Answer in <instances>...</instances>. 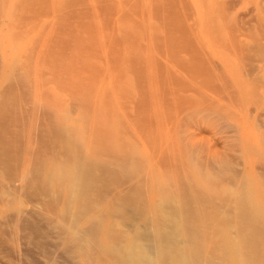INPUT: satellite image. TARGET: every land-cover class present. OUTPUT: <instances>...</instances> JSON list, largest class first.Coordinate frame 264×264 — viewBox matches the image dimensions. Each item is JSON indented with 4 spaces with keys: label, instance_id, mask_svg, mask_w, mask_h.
Here are the masks:
<instances>
[{
    "label": "rangeland",
    "instance_id": "1",
    "mask_svg": "<svg viewBox=\"0 0 264 264\" xmlns=\"http://www.w3.org/2000/svg\"><path fill=\"white\" fill-rule=\"evenodd\" d=\"M64 145L98 165L85 217L46 180ZM229 161L264 215V0H0V264H88L71 255L78 228L100 223L105 248L133 202L148 210L170 193L190 205L200 175Z\"/></svg>",
    "mask_w": 264,
    "mask_h": 264
},
{
    "label": "bare ground",
    "instance_id": "2",
    "mask_svg": "<svg viewBox=\"0 0 264 264\" xmlns=\"http://www.w3.org/2000/svg\"><path fill=\"white\" fill-rule=\"evenodd\" d=\"M84 100H85V98H84ZM85 102H87V101L85 100ZM85 112H86V110H85ZM85 114H87V113H85ZM91 116H93V115H91ZM88 118L83 117V120L86 121V119H88ZM24 119H25V117H24ZM76 121H79V120H76ZM81 121H82V118H81ZM88 122H90V124H91V122H94V121L90 120ZM90 124H87V125H90ZM102 124H103V122H102ZM107 124L109 125V123H107ZM70 125H72V124H70ZM78 126L79 125H77V127ZM70 127H72V126H70ZM75 127L76 126L73 127V132H74ZM101 128H103V127H101ZM69 129H71V128H69ZM75 129H77V128H75ZM77 130H79L78 135L76 133L75 134L70 133L72 135H70V134L69 135L74 140L78 139V141L81 142L80 141V140H82L81 137L84 134L77 139L74 137V135L79 136L84 131H82L80 134V129H77ZM85 130H87V129H85ZM111 136L112 135H110V137ZM84 137L87 138V136H84ZM65 138H67V137H65ZM69 139H70V137H69ZM100 142H101V140H100ZM81 143H83V141ZM81 143H79V144H81ZM65 145H67V144H65ZM71 145H76V144L71 143ZM82 145L79 146L78 148L75 147L77 149V151H76V149H74V147H72V149H74V150H72L71 148H69V147L66 148V146H65L64 149L60 152L61 155H63L64 157L67 156L68 161H70V159L72 158L71 161L73 160L74 162L70 161V163H71L70 164L66 160L65 162H67V163H65V162H63L64 160L62 161L57 157V159H59L58 160L59 162L54 161V163H56V164L53 165L52 167H50V169H49L50 172H47V173H50V174H48L49 178H47V179L45 178L46 180L49 179V181L53 180L52 182H54L56 185L61 187V189H58L59 187L57 186L58 190L52 192V196L54 197V199L56 197L57 200L58 199L60 200L59 204L62 201L61 198L63 197L64 189H66V192H67V201L66 202L71 207V209L73 208V206H76V210H75L76 214H74L75 217L77 216V214H79V215L83 214L84 215L85 213L90 212V210H91L90 207H92L91 203H93V201L95 200V198L93 199V201L91 200L90 194H91L92 190L94 189V186H97V184L95 185V182L100 181V179L98 178V175L95 172V169L93 166L95 163H93V161H91L93 163V165H92L90 162L86 161L87 159L83 160V159L76 158L77 155H75V158L73 159L74 155L71 152H73V151L78 152L79 151L81 153L82 152L81 149L84 150V148L86 147L85 146L83 148ZM91 145L93 146V143ZM95 145H96L95 147H97V144H95ZM241 145H243V143ZM98 146H100V145H98ZM95 147L93 146V149ZM242 147H244V146H242ZM97 149L99 150V148H97ZM80 156H81V154H80ZM75 159H76V161H75ZM84 159H85V157H84ZM90 159H92V157H90ZM239 160H241V159H239ZM239 162L241 163V161H239ZM197 164H198V166L202 165V164H200V161H198ZM233 164H234L233 161L226 162V163H224V165L222 163L221 166H213L209 169L208 172H203L200 175L199 184H200V189H202V190H200L198 188L199 186L197 187V185L194 184L196 186L195 187L196 189L193 186L194 189L192 188V192H193V190H195V191L193 193H190L191 191H188V194L190 193V195H188L189 199L192 196H194L193 197L194 200L191 199L192 202L190 203V205L192 206V203L195 202L196 205L193 207L197 206L196 210H193V209H195L193 207H192V209H190L191 207L188 204L190 202V200L188 202L187 198L186 199L179 198L177 196L178 194L172 195L170 193H163L160 196V198L158 199V202L156 201V204L154 206H152L151 208H149L148 210L145 209L146 207L148 208V205H146V204H144L146 207H143L144 205L142 203L140 204V205H143L142 207L140 205L139 206L135 205L138 203L137 201H135V204H134V202H133V204L130 202V204H132V205H129L130 199H128V201H127L126 196L124 197L122 194L121 197L122 198L124 197L126 202L124 201V203H123V201H121L122 205H119V207L123 206L125 203H126V205H129L131 208H132V206H135L131 210L132 213H130V212L124 213L123 211H122L123 213L120 212L121 208L124 209L125 206L120 207V209H119L120 210L119 213L120 214L122 213L124 215L123 217L125 219L130 218L131 221L133 220L131 225H130L131 222L129 223V222L125 221V219L121 220L122 223H123V221H124V223L125 222L128 223V225H130L129 228L126 230L122 229L119 225L117 226L116 223L113 226H111L112 224L109 225V228L105 230L103 235L110 245L108 244L107 247L103 248L101 246V242L99 239V237L101 235V226L99 225L100 223H96V225H93L95 223L92 222V220H93L92 219L91 222H92L93 226L91 225L90 228H88L86 226L87 231H85V228L83 229V227L78 228V230L81 229L80 231L76 230L77 231L75 233L76 238L80 239V242L82 243V245H81V247L76 249L74 254H71V255H74V257L75 256L77 257L76 253L81 251L82 253L80 252V254H83L84 256H86L87 263L89 261L88 264H262L261 260H263V259H261L262 257L260 258V256L262 254L259 256V254L262 253V251H261L262 248L261 249L259 248V247H261V245H259V243H258L259 241L261 242L260 234L262 232L256 226L258 224L262 225L264 223V215L261 212V208H259L258 206H256L253 203V199L251 197V193H250V189H249L248 179H246V177H244L243 174L241 176V173H239L240 174V176H239V174H237L239 171H237V168H235V164L234 165ZM95 165L98 166L97 164H95ZM101 167H102V165H101ZM104 168H106V166L103 167L102 170H104ZM142 168H144V167H141V169ZM243 169H244V167H243ZM98 171L99 170H97V172ZM104 171H106V170H104ZM103 172L101 171V173H103ZM231 172L234 175L229 176L232 174ZM147 174L148 173H146V175ZM178 174H180V173L178 172ZM170 175H171V173H170ZM33 176L35 177V175H33ZM106 178H108V177H106ZM183 178H184V176H183ZM49 181H46V182H48L47 183L48 185L50 184ZM155 181H157V180H155ZM105 182H107V181H105ZM179 182H181V181H179ZM100 183H102V181ZM108 183H109V181H108ZM98 184H99V182H98ZM173 184H175V183H173ZM112 185H113V183H112ZM147 185H149V184H147ZM177 186H179L178 187V190H179L181 185L179 184ZM106 188H108V187H106ZM51 189H53V188H50V190ZM97 189H98V191L102 190L101 188L99 189L98 187L95 190L97 191ZM165 189H168V188L165 187ZM197 189H199V190H197ZM95 190H93V191H95ZM174 191H176V190H174ZM40 192H41V190H40ZM46 192H47V190H46ZM61 192H63V193H61ZM146 192L147 191H145V193ZM156 192H157V189H156ZM162 192H163V188H162ZM109 193L111 194V192H109ZM60 194L62 195V197L60 196ZM117 194H119V193H117ZM191 194H193V195H191ZM94 195H96V194H94ZM145 195H147V194H145ZM117 196L118 195H116V197ZM97 197H99V196L97 195ZM146 197H148V195ZM181 197H183V196L181 195ZM119 198L120 197H118V199ZM56 199H55V201H57ZM141 199H142V197H141ZM65 200H66V198H65ZM104 200H106V199H104V198L99 199V201H102L105 203ZM45 201H43V202H45ZM112 202H114V201H112ZM145 202H146V200H145ZM51 203H52V201H51ZM57 203H58V201H57ZM99 204H100V202H99ZM114 205H112V206L114 207ZM115 208L113 210H115ZM41 209H44V208H41ZM102 209H100V210L102 211ZM51 210H49V211H51ZM116 210H118V209H116ZM57 211H58V209H57ZM47 212H48V210H47ZM55 212L56 211H53V214ZM58 213H59V211H58ZM69 213H70V211L68 212V215H69ZM71 213H72V210H71ZM64 214H66V213L64 212L62 215L63 217H62L59 213V215L62 218H64V221L61 223L58 221L59 223H56V224L57 225L60 224L61 227L65 229V227L67 228V226L69 225V222L66 221L68 219H66V217H65L66 215H64ZM111 214H110V216H111ZM129 214H130V216H127ZM45 215H46V213H45ZM70 215L72 216V214H70ZM70 215H69V217H70ZM85 216H86V214L84 215V217ZM99 216H101V215H99ZM120 216H118L117 218L121 219L122 217H120ZM45 217H47V215ZM104 217L101 216V219ZM108 217H109V215H108ZM62 218H60V219H62ZM105 218H107V217H105ZM114 218H116V217H114ZM76 219H78V217ZM97 220H98V218H97ZM106 220H108V218ZM106 220H103V222H106ZM111 220L116 222L115 220H113V217ZM73 221L74 222L72 224L73 225L72 227L74 228L77 225L75 223H77L79 221V219H78V221L75 219ZM75 221H77V222H75ZM80 221H81V219H80ZM126 223L124 224L125 226L127 225ZM35 225H37V224H35ZM128 225H127V227H128ZM52 231H53V229H52ZM59 232H62V231L60 230ZM59 232H57V233H59ZM64 233L65 232L61 233L62 234L61 236H63ZM63 238H64V236H63ZM72 246L74 247V243L70 246V248ZM262 246H263V244H262ZM66 248H67V246H66ZM258 248L260 249L259 252L261 251L260 253H258ZM67 249H63V250L65 251ZM70 251H68V252H70ZM106 254L111 257L112 261H106V260H108V258L104 256ZM68 255L70 256L69 253H68ZM74 257L72 256L73 260L75 259ZM104 257H105V259H104Z\"/></svg>",
    "mask_w": 264,
    "mask_h": 264
}]
</instances>
